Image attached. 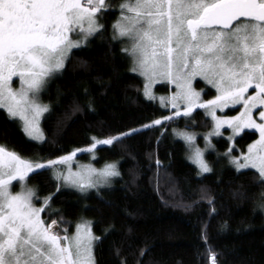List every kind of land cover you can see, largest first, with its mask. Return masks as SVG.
Masks as SVG:
<instances>
[{
    "label": "trees",
    "instance_id": "trees-1",
    "mask_svg": "<svg viewBox=\"0 0 264 264\" xmlns=\"http://www.w3.org/2000/svg\"><path fill=\"white\" fill-rule=\"evenodd\" d=\"M119 1L109 0L112 10L100 18L103 30L72 49L65 67L41 92L40 100L50 109L40 121L42 141L30 139L18 120H9L0 109L1 146L42 162L88 146L93 137L103 140L142 128L165 113L143 94L142 78L130 71L122 41L112 39ZM154 90L166 93L168 85ZM174 125L208 130L211 119L196 109L190 119L173 118L113 145L97 144L94 165L112 163L119 172L106 187L84 193L61 187L57 192L52 170L30 173L27 184L37 190L38 206L55 193L42 217L49 223L62 217L61 232L88 219L100 237L93 250L96 264H210L209 249L218 264H264V212L255 206L264 187L255 170L220 167L215 153L229 145L221 136L213 140L216 151L207 154L212 171L198 173L185 156L183 141L169 133ZM256 137L255 131L244 130L234 139V153L245 151ZM79 157L88 160L86 154Z\"/></svg>",
    "mask_w": 264,
    "mask_h": 264
},
{
    "label": "snow or ice",
    "instance_id": "snow-or-ice-1",
    "mask_svg": "<svg viewBox=\"0 0 264 264\" xmlns=\"http://www.w3.org/2000/svg\"><path fill=\"white\" fill-rule=\"evenodd\" d=\"M118 9L112 39L129 42L130 47L121 51L132 59L130 71L144 77L145 97L155 99L150 86L157 78L176 84L178 91L169 100L175 111L163 120L190 117L195 108H203L215 121L216 135L224 125L233 131L229 140L244 129H254L259 139L248 145L247 154L233 157L229 148L224 155L238 173L254 169L258 184L264 187V110L259 111V123L253 118L254 110L264 109V0H122ZM109 10V0H0V109L9 120H18L30 139H42L38 121L50 109L40 102V94L48 80L65 67L72 49L103 30L100 18ZM73 34L79 39H73ZM196 76L216 89L214 99L200 102L201 94L192 89ZM14 77L19 79L18 89L13 88ZM237 104L243 106L238 116H216L217 108L223 111ZM156 125L162 121L104 140L93 137L86 151L92 152L97 144L113 145ZM181 135L191 145L193 137ZM192 158L201 173L212 171L199 149ZM57 163L25 160L0 146V264H96L93 250L100 237L94 235L91 222L77 223L71 235L64 228L61 235L63 218L49 223L41 215L51 207L55 193L36 207L37 190L28 187L27 181L30 173L49 168L57 180V192L72 186L84 193L103 186L119 172L115 165H106L97 180L85 181L56 173ZM15 183L20 185L18 192L12 191ZM260 199L264 209V192ZM208 251L210 264H218L217 254Z\"/></svg>",
    "mask_w": 264,
    "mask_h": 264
},
{
    "label": "rangeland",
    "instance_id": "rangeland-1",
    "mask_svg": "<svg viewBox=\"0 0 264 264\" xmlns=\"http://www.w3.org/2000/svg\"><path fill=\"white\" fill-rule=\"evenodd\" d=\"M121 2L122 1L117 2V8H118V5ZM119 16H120V13H118L117 19L113 22V24L119 19ZM72 38L73 39H79V37H77L75 34L72 35ZM122 43L124 44L123 48L124 47H130V44H129L128 41L124 40V41H122ZM130 60H131V68H132L133 65H132L131 57H130ZM140 77L142 78V81H143L142 91H143V94H144V85H145L146 81H145L144 77H142V76H140ZM13 80H14L13 88L14 89H18L20 87L19 79L14 77ZM162 83H166L168 85V92H166V93H157L154 90V87H155V85L162 84ZM192 89L195 92H199L201 94L200 95V102H205V101H208V100H212L217 95L216 89L213 88L210 84H208L205 80H203L199 76H196V77H194L192 79ZM177 91H178V89L176 87V84L175 83H170L166 78L160 77V78L155 79V81L150 86V93L155 99H151V100H154L155 102H157V104L162 109L165 110V113L160 115V116H158V117H156V118H154L152 121L159 119L163 123V122H166V121L163 120V117L172 116L173 115L175 109H172V106H171V103H169V100ZM207 91H209V93L211 94L209 96V98H206L205 94H204ZM253 91L254 90L250 89L249 90V94H252ZM162 98H163V102H164L163 105L161 103V99ZM40 102L42 104H44L41 100H40ZM44 105H46V104H44ZM164 105H166V106H164ZM242 108H243V106L241 104H237L235 106L229 105L228 107H225L223 109V111H221L219 108H217L216 109V116L218 118H220V119H228V118H231V117H236L242 111ZM196 109L203 110L204 113L211 119V127L208 130L193 129V128H190V126L180 127V126H175L174 125V126H171L169 128V130H168L169 133L171 134L172 137L183 141V143L185 145V156H186V158H187V160L189 162H191L192 164L195 165V167L197 168L198 173H201L200 169L198 167V164L195 163L193 158H192L194 156L195 151L197 149H199L201 151L202 159L212 169V166L210 165V161L207 158V154L209 152L212 153V152L216 151L213 140L215 138H218V137H221V136L226 138L229 141V145H228L227 150H225L224 152L215 153L216 154L217 163H218V165L220 167L223 166V165H231L229 163L230 157L225 156L224 153L228 152L229 148H232L233 150L235 149L234 139L237 136H235V138L233 140H229V137L233 136V131L227 125H224L223 127H221V129H220V133L221 134L220 135H216L215 134V121H213L211 115L208 112H206L205 109H203V108H195L193 110V112ZM180 110H181V112L184 110V105H183L182 102H180ZM260 110H264V109L254 110V116H253V118L256 119L258 123L260 122L259 121V111ZM192 113H191V115H192ZM180 117H184V116H180ZM41 118L38 121V127L40 129V134H41V137L43 139V133H42L41 128H40ZM174 118H177V117H174ZM186 118L190 119L191 116L190 117H186ZM152 121H150V122H152ZM244 130L255 131L254 129H244ZM210 133H212V135H209ZM181 134H187V135L193 137L191 145H189V143H187L185 141V139L183 138V136ZM206 137H207V139H205ZM42 139L40 141H42ZM257 139H259V134L258 133H257V137L254 140H252L249 144H252ZM34 141H37V140H34ZM40 141H37V142H40ZM90 145L85 146V147H81V148H76L72 152H70L69 154H66V155H63V156H60V157H56V158H53V159H46V160H44V161H42L40 163H44L45 165H47L48 161H57L58 163L55 165V172L56 173L62 172L64 175L71 174L72 177L76 178V179H79V178L83 177V179L85 181H87L89 179L95 181V180H97L99 178L98 174L103 169H105L106 165H114V164L106 163V164H104L103 166H100V167L95 166L94 163H93V159H95V151H94V149H93L92 152L86 151V149H88L90 147ZM248 145H247L245 151H239L237 153H234V151H232V156L233 157H240L242 154H247ZM7 151H9V150L7 149ZM74 152H75V155L74 156L71 155ZM80 154H82V155L86 154L88 160H86V161L81 160V157H79ZM62 157H67L68 159L65 160V161H61ZM241 162H243V161H241ZM231 166H233V165H231ZM53 175H54V172H53ZM113 177L108 178V182L106 184H104L103 186L97 187V188L108 186L111 183ZM61 183H62V181H61ZM64 187H69V188H73V189L78 190L76 187H72V186H64ZM89 189H91V188H89ZM93 189H95V188H93ZM12 191L13 192L20 191L19 183H15L14 184V187L12 188ZM262 192H264V189L262 190ZM260 203H261V199L259 198V200L256 202L255 206H256V208L258 210L264 212V209H261V207H260ZM34 204H35L36 207H40V206H38L35 203V200H34ZM82 221H89V220L88 219L79 220L78 223H80ZM58 230L60 231V228ZM75 231H76V225L74 226L73 230L69 232V234L71 235V234L75 233ZM60 233H61V235H63V232L60 231Z\"/></svg>",
    "mask_w": 264,
    "mask_h": 264
}]
</instances>
